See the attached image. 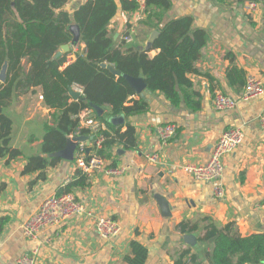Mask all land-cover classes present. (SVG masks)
Here are the masks:
<instances>
[{
    "label": "crops",
    "instance_id": "1",
    "mask_svg": "<svg viewBox=\"0 0 264 264\" xmlns=\"http://www.w3.org/2000/svg\"><path fill=\"white\" fill-rule=\"evenodd\" d=\"M85 1L69 0L63 11L72 14ZM170 2L162 25L186 17L193 20V29L207 33V43L195 63L196 73L188 76L201 98L199 111L192 112L183 104L174 107L163 95L147 88L139 95L133 93L128 99H142L147 111L128 118L122 116L120 125L111 124L112 117L107 118L110 125L121 126L122 131L126 125L135 129V148L115 149L113 161L123 170L122 174H94L86 187L69 191L94 216L117 222L120 233L113 240H101L93 220L77 216L58 228L42 231L33 242L23 237L21 223L45 198L58 194L72 182L79 170L73 161L60 160L45 171L44 180L33 182L37 173H22L26 158L40 155L43 125L52 111L43 105L40 90L15 95L4 113L12 121L10 145L22 156L8 164L0 159V221H4L0 228V264H15L34 248L38 249L35 264H125L124 257L130 254L133 241L146 248L145 264H175L184 252L188 263L195 258L197 264H209L206 256L211 253L212 241H198L208 222L218 229L232 224L242 237L264 235V133L257 124L264 111V93L246 102L240 100L248 76L258 77L264 88V0H228L224 4L214 0ZM248 2L256 4L251 12L244 10ZM145 20L143 12H124L118 6L108 25L109 36L120 42L123 31L130 26L136 35L131 46L143 52L155 31L143 24ZM83 48L81 45L72 50L76 53ZM156 54L152 51L149 56ZM68 60L73 61L74 56ZM215 93L235 98L236 108L222 112L214 109ZM82 115L83 111L79 122ZM167 123L175 124L177 131L160 149L155 128ZM99 124L101 130L106 129L104 123ZM237 127L243 133L242 143L222 159L223 199L214 197L212 184L194 181L178 172L168 174L171 166L206 163L222 133ZM91 141L89 147L94 145ZM155 152L158 162L152 164L146 156ZM107 162L109 167L111 161ZM156 197L166 200L169 217L162 216ZM183 222L197 225L196 232L181 234L177 226Z\"/></svg>",
    "mask_w": 264,
    "mask_h": 264
},
{
    "label": "trees",
    "instance_id": "2",
    "mask_svg": "<svg viewBox=\"0 0 264 264\" xmlns=\"http://www.w3.org/2000/svg\"><path fill=\"white\" fill-rule=\"evenodd\" d=\"M69 0H0V71L6 65V78L0 83V159L10 163L22 156L20 150L11 147L12 121L4 113L13 96L33 94L40 90L43 105L52 112L43 125L40 155L26 158L23 174L37 173V180L45 179V171L55 167L60 159L52 154L63 150L67 139L74 134L88 135L79 126V114L89 109L95 120L106 125L98 131L102 137L97 155L111 161L110 168H117L113 161L115 149L132 150L136 146L134 127H114L108 117L136 116L147 111L142 100L128 99L133 91L120 76L116 77L102 64L111 66L121 75L143 77L150 92L160 93L174 107L184 105L192 112L201 107L200 95L193 90L188 77L195 74V63L201 49L207 43V33L193 29L191 18H179L161 24L164 13L170 8V0H146L144 25L158 32L149 51L138 52L113 41L108 25L116 16L118 6L124 12H136L132 0H87L72 14L63 11ZM224 4L228 0H214ZM71 24L79 28L77 48L80 52L54 58L60 47L71 42L68 30ZM152 51H157L153 57ZM70 55L74 60H68ZM23 61L25 63L23 64ZM74 85L82 88L80 98L73 99L69 92ZM101 108L97 117L89 106ZM95 140V139H94ZM87 177L78 171L76 178L58 194L69 193L71 188L86 187ZM3 220L0 221V228ZM181 234L196 232L197 225L180 223ZM199 242L212 241L209 264H262L264 263V235L242 237L232 224L218 229L208 222L205 234ZM182 253L175 264H197L195 258L186 262ZM147 250L138 242L130 243V254L125 264H145Z\"/></svg>",
    "mask_w": 264,
    "mask_h": 264
},
{
    "label": "built area",
    "instance_id": "3",
    "mask_svg": "<svg viewBox=\"0 0 264 264\" xmlns=\"http://www.w3.org/2000/svg\"><path fill=\"white\" fill-rule=\"evenodd\" d=\"M137 5L139 12H144L146 8V0H132ZM254 2H248L244 6L245 12H251L255 9ZM136 37L135 31L130 26L127 27L121 37L120 42L123 45H132ZM73 92L82 94V88L74 85L71 89ZM264 88L261 80L256 76H248L242 93L241 101H248L262 96ZM212 104L217 111H231L237 106V100L221 93H215L212 98ZM80 128H85L89 131L94 145L89 147L91 151L87 153V147L81 143L78 144L75 152L73 163L77 170L84 174L87 179H90L94 174H106L111 176H120L123 172L121 168L108 167L107 160L97 155L96 151L100 148L102 137L98 135L101 130L99 122L94 119L93 113L89 109L83 111L80 119ZM257 124L260 130L264 133V111L258 116ZM177 127L175 124H163L155 128V133L159 140L160 149L165 147L168 142L175 136ZM74 134L71 137H76ZM95 139V140H94ZM243 140L241 128H229L216 141L209 160L201 165H175L168 169V174L182 173L191 177L194 181L206 184H212L213 195L217 200L224 197V188L221 183L223 165L222 159L225 155L231 154L238 148ZM158 152L146 156L147 161L156 164L158 162ZM83 216L92 219L97 235L101 240L110 241L118 236L121 231L120 225L106 216H94L83 203L76 201L70 193L53 194L45 198L33 211L24 222L21 223L20 229L23 237L29 242L37 239L38 235L46 230L62 226L67 220ZM38 249L34 248L29 252L21 255L15 264H35Z\"/></svg>",
    "mask_w": 264,
    "mask_h": 264
},
{
    "label": "water",
    "instance_id": "4",
    "mask_svg": "<svg viewBox=\"0 0 264 264\" xmlns=\"http://www.w3.org/2000/svg\"><path fill=\"white\" fill-rule=\"evenodd\" d=\"M68 30L72 34L71 42L61 46L59 51L55 54L54 58H59L61 55L67 54L68 52H70V50H72L74 47L77 46L78 41H79V35H80L78 26H76L75 24H71L68 27ZM157 34H158L157 31L152 32L151 36L149 37L147 44L145 45V47L143 48L142 51H149L152 48L153 41L156 38ZM101 66L104 68L107 67L109 72L111 74H113L114 76H116V77L121 76L128 83L131 90L136 95L141 94L147 88L144 80L140 77L139 78H132V77H129L127 75H121L119 71L115 70L111 66H106L105 64H102ZM5 78H6V65L3 66L1 71H0V81L4 82ZM69 95L73 99H78L81 96L77 92H73L72 90L69 92ZM89 106L91 107V109L94 110V112L96 113V115L98 117L103 116V110L101 108L91 106V105H89ZM109 122L113 125H120L123 122V117L122 116L112 117L109 119ZM90 141H91V137H89V138L85 137V136L69 137L67 139L65 148L59 152L52 154V157L59 158L62 161L71 162V161H73L74 152H75V149H76L78 144L85 143L87 146V149H86L87 153H89L91 151V149L89 148ZM117 152L123 153V151H121V150H118ZM156 199H157L158 205L161 209L162 216L163 217H169L171 215V212H170V208H169V205L167 204L166 200L164 198H161V197H156Z\"/></svg>",
    "mask_w": 264,
    "mask_h": 264
}]
</instances>
